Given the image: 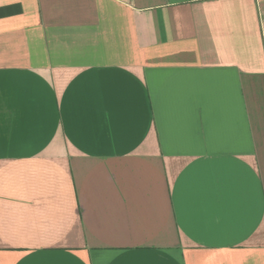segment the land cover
<instances>
[{"label": "crops", "instance_id": "1", "mask_svg": "<svg viewBox=\"0 0 264 264\" xmlns=\"http://www.w3.org/2000/svg\"><path fill=\"white\" fill-rule=\"evenodd\" d=\"M0 264H264V0H0Z\"/></svg>", "mask_w": 264, "mask_h": 264}]
</instances>
